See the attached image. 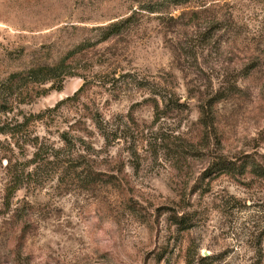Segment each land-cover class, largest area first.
<instances>
[{"label": "rangeland", "instance_id": "rangeland-1", "mask_svg": "<svg viewBox=\"0 0 264 264\" xmlns=\"http://www.w3.org/2000/svg\"><path fill=\"white\" fill-rule=\"evenodd\" d=\"M202 1L223 20L209 41L206 20L167 17ZM134 8L0 0V264H264V179L210 171L264 164V0H192L101 39ZM166 92L184 107L157 115Z\"/></svg>", "mask_w": 264, "mask_h": 264}, {"label": "trees", "instance_id": "trees-1", "mask_svg": "<svg viewBox=\"0 0 264 264\" xmlns=\"http://www.w3.org/2000/svg\"><path fill=\"white\" fill-rule=\"evenodd\" d=\"M133 3H136V8H134L131 12V15L127 16L125 19H121L117 22L110 23L106 27L103 28V35L101 37L102 40H106L109 37L119 34L122 29L129 27L136 14H165L166 16L168 14H171L169 9L171 7L175 6H181L189 4L192 0H130ZM214 5L211 3H207L206 1H202L201 4H198L194 7H192L191 10H189L188 13H182L183 15H179L177 17H173L172 15L167 16L169 21L176 22L178 20H181L185 15L189 14V17L193 22L198 21L200 19L206 20L207 23L205 25L204 30L206 32H202V39L205 41H209L212 37V31L220 30L224 28L223 20L220 18H216L215 16L213 18L207 17L206 14H217L216 10H214ZM188 16V15H187ZM210 30V31H209ZM225 30V29H224ZM63 61H60L58 64L53 66H40L34 70V74L37 75L35 77H42L44 79H54L58 77L62 71L63 67ZM252 67L246 68V71L251 69ZM130 77L131 74H124L122 77ZM60 87V85H59ZM76 93V92H75ZM224 94H220V96L215 97L213 102L210 104V107L213 106V103L215 101L221 99ZM161 102L163 103L164 109L161 108ZM152 107L155 111V113L163 114L170 112L172 110H182L184 107V103L180 102L179 98H176L174 94H170L167 92L164 93V95L160 96V98H152ZM97 125H99V128H102V125L97 122ZM65 139H67L66 135H63ZM107 139V137H106ZM68 140L65 141L67 143ZM250 168V172L255 174L256 176H259L264 179V164L255 163V162H241L238 166H235V163L232 161H229L225 158H221L218 162H215L211 168V172H216L217 174L220 173H232L236 171L238 174H244L247 169ZM17 187H13V189L9 192L8 196L9 198L12 197L14 190H16ZM185 219L179 218L176 220L175 223L178 224L179 228L184 230L188 229L190 227V224L184 221Z\"/></svg>", "mask_w": 264, "mask_h": 264}]
</instances>
